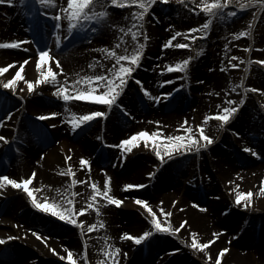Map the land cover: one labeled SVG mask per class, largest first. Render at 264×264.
Here are the masks:
<instances>
[{
    "label": "bare ground",
    "instance_id": "6f19581e",
    "mask_svg": "<svg viewBox=\"0 0 264 264\" xmlns=\"http://www.w3.org/2000/svg\"><path fill=\"white\" fill-rule=\"evenodd\" d=\"M176 1L177 0H169L173 5L164 8V10L166 9V11L178 13L180 11L177 10L179 5L174 6V4H178ZM169 2L168 4H170ZM238 2L239 0H234V3L231 4V6L235 7L234 9L237 13L244 14L248 12L247 9H239ZM63 3L64 6H66V0H63ZM160 3L162 2H158L155 5V12L152 10L149 14L152 15L154 12L153 18L157 19L159 23L162 21L157 15ZM8 7L9 6H0V40L4 39L0 42L26 40L30 41V43H27L18 49L0 48L1 63L7 65L16 62L8 72L0 75V81L6 82V80L14 76L15 72L19 69L20 64L26 59L29 62L24 66V72L22 73L25 80H38L40 70L36 67V64L39 58L38 49L42 46L44 48L53 49V54L61 61L65 71L60 73L58 78L62 82L65 75L68 76L69 80H76L83 75L102 73L107 71V67H111L115 62L114 60L106 59L105 53L100 49L104 46L115 47L117 43L115 38L116 35H118L119 28L122 27L121 25L123 24L124 18L115 19L119 25L115 28L113 34H111V31L113 29L112 25H116L115 20L111 21L106 26H100V30L95 33L90 30L84 33L77 32L74 37L65 42V46L69 43L71 44L75 42L74 40L80 35L83 36L84 42L82 40L79 43L73 44L72 50H67L63 54L61 49L57 48L55 44L53 30L55 21L43 16L42 13L45 9H41L40 13L33 17L30 14H27L25 10L18 5L10 6V8ZM2 9L5 10L6 13L4 11L2 12ZM56 10H58V8ZM260 13L261 11L258 10L255 15L256 20ZM64 23V31L66 35L67 22L65 21ZM240 25L246 26L247 24L245 23V20H242ZM166 27L161 31L154 29L153 25L151 27L153 34L149 44L150 52L152 53L153 49L157 48L159 51L158 53L164 58L163 60H158L156 59V56H159H154L155 64L159 68L164 67L165 65L163 64H167L168 62L174 60L181 61L182 57H184V59L187 58L183 56L187 54L185 52V54H178L162 48V45L168 41V38L164 41L161 40L162 36L168 35L169 28ZM212 31L216 32L215 29H212ZM215 34L213 33V38ZM221 36L225 37V34L223 33ZM164 37L162 39H164ZM88 40L91 41L89 42ZM160 40L161 42L158 43ZM243 40L244 41L239 44H242L240 46L246 48L244 50H236L235 46L241 40L237 41L232 39L229 47H232V53L236 50V54H233V56L238 57L239 53H241L239 57L244 58V60L247 61L248 58H253L254 56H257L260 51H263V48L261 47V44L264 42L263 36L257 37L255 34L253 38L250 36ZM249 47L252 49L250 52L248 51ZM223 55H225V53L212 55L213 60L209 66V71H207L206 74L201 73L200 67L208 65V56H196L194 70L192 71V80L189 86L186 87L190 96L196 93L201 96L200 102L197 106V112L199 114L194 120L203 123L204 116L210 114L206 113L209 110L218 108V111H222L223 107L229 106L226 103V97L227 99H234L237 101L241 98H245L246 103L242 106L239 112L234 115L228 125L224 128H220V121L211 120L205 125V130L207 134L213 136L214 140L218 142L219 145H226L229 140L225 138L220 139V136L222 132L226 133L229 129L230 134L233 136V140L236 138H239L241 141L247 140V142L249 140L250 143L248 147L258 151L261 160L259 162H252L250 159H244V156L252 157L253 155L250 152L242 151L240 154V150L239 155L238 153L236 154L234 158L235 160L229 159L228 156L227 158H224V154L218 149L211 154L209 153V158L211 160L210 163L214 165L213 168H215V174L210 172L209 177L206 175V180L202 181L209 187L205 188V184H202L201 182V188H198L199 185H195L193 181L189 184H184V187L187 188L188 198L200 196L206 197L207 190L209 192L212 191L214 195L213 197H210L211 200L209 199L205 203L207 208L206 211L202 210L199 214L187 209L185 217L189 220L190 230L196 228L195 222L199 223L202 232H205L208 227L219 228V231L215 234L216 241H214V243L216 244L210 245L205 252L207 255L208 252H210L213 257H216L219 250L222 248L216 245L230 243L231 246L229 247V251L225 253L221 264H264V201H262L263 198L261 197V194H259L260 188L256 187L258 181L256 174L259 170L264 169V106L260 109L256 98L253 96L250 97L248 93L245 97L243 88L239 89L237 92L231 91L233 84H236V77L237 79L239 78V74L237 75L239 70L237 68L233 69L228 61H223ZM148 59L151 58L147 57V60ZM149 62L153 68L154 61ZM232 62L241 63L239 59ZM49 63L54 70L59 73V67L56 66L54 59L47 62L43 67L46 69ZM93 63L97 65L95 69L90 67ZM101 64L106 65L107 67H101ZM161 75L163 81L169 80L173 81V83H168L163 87L158 86V80H161V78L158 79L154 74L152 75L150 71H147L146 74H139V77H142L144 86L151 91L153 96H157L159 93L162 94L172 91L174 97V95L177 94L174 92L177 88L174 85L175 82L173 76L167 71L162 72ZM3 77H5V79H3ZM249 80H254L260 89H264V69H256V72L250 75L247 81ZM239 82H237V84H239ZM196 84L201 85L199 88V90H201H196L194 92L192 89L195 88ZM244 85L246 87L247 83L244 82ZM0 86H2V84H0ZM3 90L4 91H1L2 96L0 97V113L13 110V117L11 120L5 119L3 126H0V135L8 137L11 141V149H5L6 145L3 142H0V174H8L12 178L24 179L30 177L33 170H35L37 176L33 179L31 187L40 189V191L36 193L39 198L43 199L46 197L49 200L60 199L63 191L71 183V177L64 174L69 164H71L76 171L77 179L85 180L88 177L91 178L87 180L85 184L76 185L75 190L80 193V195L75 198L77 200V207H87L86 201L91 195L89 184L92 181L97 182L100 187H103L106 176L102 169L106 170L107 174L112 177V194L124 201L120 207L121 211L134 210L139 206L135 203V198L137 196L131 194L133 193L131 190L123 189L122 184L128 181L133 183V179L139 180L143 178L153 181V184L155 185L159 184V172H156V175L151 177L146 175L143 170L139 168V159L143 156L145 151L144 141L139 142L138 146L134 148L136 151L135 153L139 152L137 153L138 155L133 154L136 156L135 158H133V155H128L126 158H122L115 154L114 150H111V148H107V146L104 147V141H112L117 135L124 133V131L123 133H116L113 129L116 128L119 132L121 130L120 126L122 125V119L117 116L115 110L109 114L108 118H110L108 119V122L107 118H100L99 122L89 128L86 125L80 130L73 131L71 125L67 123L68 117L65 113L64 102H59L62 101V99H59L54 95V85H39L35 93H29L27 84L24 80H21L19 81L15 92L11 89ZM217 92L220 93L219 96L216 95ZM3 97L5 99H3ZM10 99L19 100L22 106L17 108L18 106L13 105ZM54 99H57L56 101L57 103L59 102L60 105L56 106V103L53 104L51 100L54 102ZM175 100H178V97L176 99H171L170 101L161 99V102L156 104V102L149 97L143 99L133 98L129 95L128 89L121 97V103L127 111L136 109L137 106L142 103L145 110L148 106H151L154 113L146 116V122H149L147 120H153V118H156V120L162 122L161 124L168 135L177 134L176 131L179 130V125L186 119H189L188 122L190 123V113L178 115L174 114L172 111L170 114L162 115L161 112L154 108L155 105H158L163 106L164 109H171L176 103ZM68 106L72 111L81 115L90 111L108 110L106 105L100 104V106H98V103L85 101H72ZM50 112H57L59 115L49 117L47 120L43 121L38 119L39 115ZM104 119L106 120V123L104 122L106 132L100 133V124L102 125V120ZM142 121L144 120L140 119L139 124H141ZM52 125H55V127ZM256 126L258 127V133L252 137L250 129ZM126 128L129 127H125L124 130H128ZM151 129L152 128L148 129V131L151 132ZM236 133H239V135ZM78 136H80L79 139L77 138ZM50 140L56 141L55 147L48 148L46 146ZM148 143L150 144L151 142ZM111 145H113V143ZM17 148L20 149L19 152L16 150ZM137 149H139V151ZM238 149H240V147H238ZM16 152L18 154L21 153L20 156L17 158L14 156L12 157L11 154ZM69 155L72 156L71 161L66 159ZM185 155L174 154V159L168 161V165H173ZM81 157L102 164L93 165L94 163L90 162L91 171H89L88 166L81 167ZM123 159L129 161L133 160L134 163L132 162L130 165L128 164L125 166V161ZM242 159L247 162L242 161ZM111 160H114V163L116 164V168L114 169L115 172L112 170L113 174L111 173V168L108 167V163ZM248 161L251 164L248 166V170L245 171L242 167L247 165ZM194 163L197 170H201L208 165V163L204 165L205 163L202 158ZM242 170H244L243 172L254 175V181L251 185L246 186V178L242 175L244 173L241 174ZM233 172H236L239 175L236 176ZM261 178L263 180L261 187H264V174ZM219 183L227 185L223 186L224 189H226L227 196L222 194L223 187L219 188L221 191L216 188ZM237 184L240 185V191H243V189L246 188V191L253 192L251 205L247 209L243 208L244 214L241 215H239L238 209L242 208V206H237L235 203V189ZM0 191L4 192V195L0 196V237L5 239L9 236L17 237V239L7 241L6 244H0V264H68V262L61 260L52 249H55L56 252L61 255H67V250L71 249L77 256L81 257L80 264H97L98 260L104 259L103 253L100 252L99 249L105 246V241L103 239L105 236L110 237L107 243L118 246L121 250L124 248L128 249L126 252L128 257L127 260L129 261H127L128 264H140L139 261L144 260L148 262V264H158L154 259L156 253L162 251V249L165 250L164 253L171 250L169 249L172 245V239H170L171 234L155 233L150 242L141 246L136 245L130 239L122 240L120 238V233H118L119 229H114L109 225L111 222H109L108 216H110L111 210H115L114 212H116V209H110V207L105 205L102 201V198L101 215L99 217L95 211L91 209L81 217V219L86 221L85 233L84 235H81L79 228L73 225H70L68 232L55 229L53 225L57 227L61 226L58 222L59 219L50 214L47 215L53 219L44 218L41 215L43 212L37 210L31 204L30 198L23 190H17L9 186L7 189H0ZM138 193L141 194L140 198L147 199L145 193ZM174 193L175 189L173 188L171 194ZM254 207H258V210L254 209ZM218 209H220V212H226V215L223 216L221 213L217 215ZM98 219L103 220L106 227L91 233L87 232V224L96 222ZM255 223H257L258 228L257 226L255 227ZM146 230L147 229L142 226L141 223H135L134 225H129L127 232L139 235ZM34 232H39L43 238H38L33 234ZM25 233H27V235H25ZM159 236H162L163 238H158ZM157 238L158 241H156ZM256 238H259V241H263L262 245L255 246L252 243V239ZM86 239L88 242V261L82 259L84 242ZM123 255L124 253L121 251L119 256L120 264H125L126 262ZM164 259L167 261L166 264H199L196 262L192 263L191 260L181 253L165 256ZM209 263L215 264V260L213 259L212 261H209Z\"/></svg>",
    "mask_w": 264,
    "mask_h": 264
},
{
    "label": "snow or ice",
    "instance_id": "6c2138e0",
    "mask_svg": "<svg viewBox=\"0 0 264 264\" xmlns=\"http://www.w3.org/2000/svg\"><path fill=\"white\" fill-rule=\"evenodd\" d=\"M158 2L168 3L169 0H66V6H64L63 0H0V5L9 6H20L27 14L35 17L40 13L41 9L43 11V16L48 17L55 21L53 25L55 44L59 49H63L65 42L70 40L76 35L77 32L84 33L87 31H92L93 33L100 30V26L108 25L110 22L111 9L113 7L118 8H133L131 13V27H120L119 31L123 33L118 38L115 47L104 46L100 50L105 53L106 59L114 60L115 62L111 67L101 64V67H107V71L99 74L83 75L79 79L69 80L68 76H64L63 82L58 78L60 73L65 70L61 64V61L55 57L53 54V49L45 48L38 50V61L36 67L40 70L38 80H25L24 66L28 64V60H24L20 64L19 69L15 72V75L6 82L0 81L4 89H11L13 92L16 91L19 81L24 80L27 84V89L29 93H35L39 85L50 84L55 86L54 95L62 99L65 106V113L67 114V123H69L73 131L82 129L83 126L89 125L90 122L97 120V118H107L110 112L114 108L123 109L127 112V109L121 103V97L125 93L126 88L130 80L136 79V83L140 85L146 97L153 99L156 103L161 102V97L163 100H169L173 96L172 91L162 93L161 95L153 96L151 91L144 86L143 81L137 79L133 76V73L142 66V59L145 54V49L147 46V41L150 37L144 31V21L146 17L152 12L154 5ZM178 3H183V0H177ZM192 3H196V0H192ZM234 0H201L198 5L199 9L205 13L208 19L202 25H197L187 30L188 33L197 35H188L186 39L192 42L198 39L207 38L210 29L212 28L214 22L217 19H227L228 17H234L238 13L235 10H230L229 5L233 4ZM187 6V5H186ZM258 10L264 12V0H239L238 8L245 10L252 7H257ZM58 8V10H56ZM53 10V11H49ZM227 10V11H226ZM193 12L197 9L193 8ZM199 14V12H197ZM129 19V17H125ZM66 24V35H65V23ZM256 17H253L252 22L249 27L245 30H241L238 33H233V37L236 39L242 37H250L253 34V29L255 26ZM113 28L117 25H112ZM169 27H172L171 25ZM131 34V39L134 46L130 48L128 45L127 37ZM182 32L176 31L175 35L171 36L166 43L162 45V48L167 49L169 47L179 48V49H190L193 47L192 43H173L177 37H181ZM143 37V40L139 39ZM30 43L26 40H11L0 42V48H21L25 44ZM227 47V45H226ZM117 49H123V51H117ZM251 47L248 48L250 52ZM204 49H198V54H203ZM195 57L189 55L186 59H183L175 64H168L166 68L161 69L162 72H181L183 76L179 77L184 79L189 76V67L191 61ZM31 59V58H29ZM55 60L56 66L59 67V73L54 70V68L49 63L45 69L43 66L50 60ZM239 59L241 64L245 63L244 58L232 56L228 61L233 69L240 68L241 64L233 63L232 61ZM13 63H9L6 66L0 67V75L8 72L10 68L13 67ZM254 61L252 59H247V67L245 71H249ZM260 65H264V59H258L255 61ZM96 64L90 65L91 68L95 69ZM224 70V69H221ZM164 84L173 83V81L165 80ZM83 85V86H81ZM181 88L184 85H180ZM243 88L244 96H247L248 91L252 92H264V89H257L251 87H245L244 80L241 79L239 84H233L231 91L237 92L239 89ZM216 95H220L219 92ZM226 99V103L229 105L223 107L222 111H217L204 116V122L196 126L198 130L194 131L193 126L189 125V122L185 120L179 125L180 129H183L181 134L166 135L162 128H157L155 131L141 130L137 133L132 134L130 137L124 138L120 141L118 145H111L112 147L120 148L124 154L132 152V150L138 146V142L144 141L147 146L152 147L155 150V155L159 158L162 164H166L168 161L174 159V154L185 155L189 153H200L202 150L208 149L212 144L215 143L213 136L207 134L205 130V125L215 119L220 121V128H224L230 123L234 115L239 112L242 106L246 103L245 98L239 99V101L234 99ZM72 101H85L91 103H98L106 105L107 111H90L86 114H78L72 111L68 106ZM59 115L57 112H50L46 114H41L38 119L43 121L47 120L49 117H55ZM4 119L11 120L12 113L8 112ZM4 119H0V126H3ZM157 124H161V121H157ZM55 127V125H52ZM239 135V133H236ZM0 142L4 144H10L11 141L8 137L0 135ZM148 142H151L150 144ZM18 152L19 148L16 149ZM244 151L250 152L253 156H259L260 153L251 147H245ZM167 157V160L165 159ZM43 158V157H42ZM126 158V155H125ZM68 161L72 160V156H67ZM81 167L88 166L89 171H91V164L87 158L81 157ZM106 179L104 181L103 187L92 181L89 184L91 188V195L86 201L87 207H77V200L75 199L80 195L79 192L75 190L76 185L85 184L90 177L85 180H79L76 178V171L73 169L71 164L68 165L64 174L71 177V183L63 191L59 200H49L48 198H39L37 192L40 191L38 188L31 187L33 179L37 176L35 170H33L30 177L24 179H16L10 177L8 174H0V189H7L9 186L17 190H23L27 196L30 198L31 204L39 211L50 214L60 221L66 222L70 225L79 228L81 235L85 233L86 221L81 219V217L88 213L89 210H94L97 216L101 215V198L105 205H115L121 206L124 201L114 194H112V177L109 176L106 170ZM151 177L156 175V172H150L148 174ZM125 190L132 189H142L145 188V184H134L126 183L124 186ZM240 185H236L235 189V203L237 206H242L244 209L249 208L252 203L253 192L252 191H240ZM261 193L264 194V187L260 189ZM4 192L0 191V196H3ZM135 203L141 205L143 209L149 214L150 223L152 230H146L142 234L135 235L128 232L122 233L121 239L132 240L136 245L141 246L145 243L150 242L151 238L155 233L161 234H171L175 236L188 224V221H182L179 227H174L172 221L169 219L172 217L173 213L166 211L165 208L160 207L159 213L163 215V220L161 216L158 215L157 211L153 209L150 202L147 199L140 197L135 198ZM163 204V201L160 202ZM175 203V202H174ZM201 207L200 205H196ZM203 210H207L204 208ZM106 224L103 220L98 219L96 222L87 224V232L91 233L103 229ZM154 230V231H153ZM38 238H43L39 232H34ZM27 235V233H25ZM192 239L189 247L196 251H205L208 249L209 245L214 243V239H210L207 242H201L197 238V234L193 232L191 234ZM17 239V237L9 236L7 239L0 237V244H6L7 241ZM105 246L99 249L103 253L104 259L97 261V264H120V253L121 248L107 243L110 237L105 236L104 238ZM185 244H188L185 241ZM60 257L61 260L68 262V264H80L81 257L77 256L73 250L68 249L67 255H61L52 249ZM174 251H179L175 249ZM229 251L228 248H223L219 251L216 257H213L210 252H208L207 260H215V264H221L224 254ZM127 256V253H124ZM82 259L88 261V242L87 239L84 242V252Z\"/></svg>",
    "mask_w": 264,
    "mask_h": 264
},
{
    "label": "rangeland",
    "instance_id": "374dc122",
    "mask_svg": "<svg viewBox=\"0 0 264 264\" xmlns=\"http://www.w3.org/2000/svg\"><path fill=\"white\" fill-rule=\"evenodd\" d=\"M200 2H201V0H196V3L194 4V3H192V0H183V3H178L176 1V3H178V4H174V6L179 5V8H177V10L178 11L180 10V11L178 13L166 11V9L164 10V8L173 5V4H171V2H169L170 4L160 3V6L158 7V13H157L158 17H160L162 20L160 23L158 22L157 19L153 18V15L155 12V10H154L155 5H154V7H153L154 12L152 13V15H148L144 21V31L150 37V39L147 41L145 54H144V57L142 59V66L139 67L133 73L134 77H136L137 79L142 81V77H139V74H146L147 71L148 72L150 71V73L152 75L154 74L155 77H157L158 79L161 78V80H158V86L163 87V86L167 85V84H164L163 82H161V81H163L162 77H161L162 76L161 75V73H162L161 69L166 68L168 64H175L179 61L174 60V61L168 62L167 64H163L165 66L161 67V68L156 66L154 56L158 55L159 57L156 56V59H158V60H163L164 58L160 53H158L159 51L157 50V48L153 49L152 53L150 52L149 44L151 42V37L153 34L151 27L153 25L154 29H157L158 31L163 30L166 26L169 28L168 33H167L169 36L168 35H166V36L164 35L165 37L162 36V38L164 37V39L161 38V40H163V41L166 38L169 39L171 36L175 35L176 31L182 32V36L177 37L176 40L173 41V43L174 44L175 43H192L193 47L190 49H179V48L169 47L167 49L173 53H178V54L187 53V54L183 55L185 57H188L189 55L195 57L190 63L189 76L185 77L184 79H180L179 77L183 76V73L176 72V71L170 72V75L173 76V80L175 82L174 85L177 88L174 91L177 94L174 95V97L172 96V98H170V100L174 99V98L176 99L177 97H178V100H175L176 103L174 106L171 107V109H164L163 106H158V105H155L154 108L157 111L161 112L162 115L170 114L172 111L174 114H178V115L190 113L191 117H190L189 125L193 126V129H194V131L197 132V135H198V130H197L196 126L200 125L202 122L196 121L194 119L199 114L197 112V109H198L197 106H198V103L200 102L201 96L197 93L190 96L188 94V92H189L188 89H186V87L189 86V84L192 80V75H193L192 71L194 70V61L196 59V56L197 55H199V56H205L206 55V56H208L207 58H209L207 61L208 65H203L200 67V71L203 74H206L207 71H209V66L211 65V62L213 60L212 55H215L218 53H220V54L225 53V55L222 56L224 58L223 61L224 60L229 61L231 59V57L233 56V54H236V50H238V49L244 50L246 48V47L243 48L242 46H240L242 44H239V43L243 42L244 41L243 39H245L246 37L236 39L233 37L232 34L238 33L241 30L247 29L249 27L250 23L252 22L253 17L258 12V6H257V7L248 8L247 9L248 12H246L244 14L238 13L234 17L230 16L227 19H217L214 22L212 28L210 29V33H209L207 38L198 39L197 41L192 42V41L187 40L186 36H188V35L200 36V33L192 34V33H188L187 30L192 28V27H195L197 25H202L208 19L207 15L205 13H203L198 7ZM133 8H134V6H133ZM133 8L113 7L111 9L110 22L114 21L117 18L118 19L124 18L123 24L121 26L125 27V28L131 27V23H132L131 22V13L133 11ZM193 8H196L197 10H200V11L193 12L192 11ZM234 8L235 7L229 5L230 10H235ZM3 11L6 13V11L2 9V12ZM197 12H199V14H197ZM249 12H251V13H249ZM114 16H115V18H114ZM125 17H129V19L126 20ZM242 20H245V23L247 24L246 26L240 25ZM115 24L117 26L119 25V23L117 21L115 22ZM170 25L172 27H169ZM115 28L112 29L111 34L114 33ZM212 29H215L216 32H213ZM213 33L214 34L216 33L214 38H213ZM223 33L225 34V37L221 36V35H223ZM158 34H160V33H158ZM255 34L257 37H262V36L264 37V12H261L260 15L258 16V21L256 22L254 29H253L252 38L254 37ZM120 35H123V33L118 31V35H116V38H115L116 41H118V38ZM83 39L84 38L82 35L78 36L74 40L75 42H73L71 44L70 43L67 44L65 47H63V49L61 51L64 54L67 50H72L73 44L79 43ZM86 39H89V38H86ZM139 39H141V41H142L143 37H139ZM232 39L233 40L235 39L237 41L241 40L235 46L236 50L233 53L231 51L232 47H229ZM3 40L4 39H2L0 41H3ZM161 40L158 43H160ZM88 41L90 42L91 40H88ZM127 41H128V45L130 46V48L134 46L133 41L131 39V34H128ZM83 42H84V40H83ZM263 43L261 44L263 51L262 52L260 51V53H258L257 56H254L253 58L250 57V58H252L254 63L252 64L249 71H247V72L245 71V68L247 67L246 61H245V63L242 64L241 68H237L239 70L237 72V75L239 74L238 75L239 78L237 79V77H236V79H235L236 84L241 79H243L244 82L247 83L246 87H248L249 89L251 87L260 89L258 84L255 83L254 80H253L254 82L251 80H249V81H247V80L249 79L250 75H252L256 72V69H263V67H264V65L261 67L258 65V63H255V61L258 59H264V44ZM157 45H159V44H157ZM226 45H227V47H226ZM200 48L204 49L203 54H198V49H200ZM40 49H45V48L42 46ZM40 49H38V50H40ZM117 50L121 51V52L123 51V49H117ZM240 54L241 53H239V56H240ZM147 57L151 58L152 60L151 59L147 60ZM183 59H184V57L181 58V60H183ZM0 60H1V58H0ZM149 61H154V67L153 68L151 67V63ZM237 64H241V63L237 62ZM2 66H6V65H4V63L0 62V67H2ZM174 76H176V77H174ZM3 79H5V77H3ZM180 85H184V87L181 88ZM200 86H201L200 84H196L195 88L192 90L194 92L196 90L200 91L201 90V89L199 90ZM3 89L4 88L2 86H0V97L2 96L1 91H4ZM127 89L129 90V95L135 99L146 98L143 91L141 90L140 85L136 83V79L129 81L128 87L126 88V90ZM263 94H264V92H252L250 90L248 91V95L250 97H252V96L255 97L256 101L258 103V106H260V107L264 106ZM159 95H161V94L159 93ZM3 99H5V98L3 97ZM161 99H163V98L161 97ZM10 100L13 103V105L18 106L17 108L22 106L20 104L19 100H16V99H10ZM48 100H49V98H48ZM54 100H55L54 102L52 100H51V102L53 104L56 103V106L60 105L59 102L63 103V101H59L57 103V101H56L57 99H54ZM142 105H143V103L141 105L137 106L136 109H134L132 111H127V112H125L123 109H120V108H114L112 110V111L115 110V112L117 113V116L122 119V123H121L122 125L120 126L121 130L118 132V130L116 128H113V129L116 131V133H123V131H124V133L117 135L116 138L112 141H107V140L104 141V144H105L104 147L107 146V148H111V150H114L115 154H117L118 156H120L122 158H125V155L126 156L133 155V154L138 155L137 153H139V152L135 153L136 151L133 149L132 152L124 154L120 148L112 147L111 146L112 143H113V145H118L122 139L130 137L132 134L137 133L141 130H148L150 128H152L151 129L152 131H155L157 128H162L164 133L166 134L162 124L156 123L158 121V120H156V118L155 119L153 118V120H147L149 122H146V116L149 114H152L154 112L151 109V106H148L147 109L145 110ZM98 106H100V104H98ZM214 111L217 112L218 108L213 109V110H209L206 113H214ZM3 112L0 113V119H4V117L8 113V111H6L4 113ZM9 112L12 113L13 110H11ZM111 112H110V114H111ZM109 118L107 117V122H108ZM105 119L102 120L103 121L102 125L100 124V126H101V128H99L100 133L106 132V126L104 124V122L106 121ZM140 119L144 120L141 122V124H139ZM99 120H100V118H97V120L90 122V124L87 125V127L89 128L90 126L96 124L97 122H99ZM186 120L189 121V119H186ZM200 120H201V118H200ZM36 121H38V120H36ZM257 123H258V121H257ZM125 127H129V128H126L128 130H124ZM250 130H251L250 133H251L252 137H253V135H256L258 133V127L257 126L250 129ZM176 132H177V134H181L183 132V129L179 128V130ZM166 135H168V134H166ZM252 137H251V139H252ZM77 138L79 139L80 136H78ZM221 138L228 139L229 140L228 143L226 145H224V144L219 145L218 142L215 141V143L212 144L208 149H206V151H201L200 153L186 154L185 156H183L179 160H177V162H175L173 165H168V162L163 165L161 163V161L159 160V158L155 155V150L152 147L147 146L144 142L145 151H144L143 156L139 159L140 160V163H139L140 167L139 168L142 169L146 175H148L150 172H159L158 175L160 176V181L158 182L159 184L155 185V184H153V181L146 179V178L139 179V180L133 179L134 184H145L146 187L142 188V189L131 190L133 192L131 194H135L137 197H140L141 194L138 193L139 191H142L141 193H145L147 196V200L150 202V205L153 207L154 210L157 211L158 215L161 216L162 220L164 218H163V215L159 213L160 207L165 208L166 211L172 212L173 215L169 219L172 221V224L174 227H179V225L182 221H185V220L188 221V224L185 225V227L183 229H181V231L179 233H177L175 236H173V235L170 236V239H172L171 240L172 245L170 246L169 249H171V250L168 249L169 251H166L164 253L165 250L162 249V251H159L156 253V255L154 256V259L156 260V262L158 264H166L167 261L164 259L165 256L172 255V254H179V253L183 254L186 258L191 260L192 263L196 262L199 264H212V263H209V261L207 260V258H206L207 254L205 251H199L198 252L196 250L191 249V247H189L188 245H190V243H191V239H192L191 234L193 232H195L197 234V238L201 242H207L208 240H210L214 236V234L217 233V231H219L218 230L219 228L217 226H216L217 228L212 227L213 229L208 227L205 232H202V229H201L199 223L195 222L196 228H194V230H190L189 229L190 223H189V220L185 217V212L187 211V209H190L191 212L195 211L196 213L200 214V212L204 208H206L205 203L207 202V200H209L210 197H213L214 194L212 193V191L209 192L207 190L206 191L207 193L205 192L206 197L200 196V197L188 198L187 197L188 191H187V188L184 187V184H189L190 182L193 181L195 183V185L196 184L199 185L198 188H201L200 187L201 182L206 180V178H205L206 175L209 177L210 172H212V174H215V168H213L214 165L210 163L211 160L209 158V153L211 154L213 151L218 149L220 152H222V154H224V158H227V156H228L229 159L235 160L234 158L237 154L238 147L240 146V149L242 151H244L245 147H248L249 143H250L249 140H248V142H247V140L241 141L239 138H236L235 140H233V136H232V134H230L229 129L227 130L226 133L225 132L221 133L220 139ZM246 139H247V137H246ZM248 139H250V138H248ZM140 142H142V141H140ZM55 144H56V141L50 140L46 146L48 148H53L56 146ZM7 147L11 148L9 145ZM137 150L139 151V149H137ZM20 154H18L16 152L15 154L13 153L12 156H15L17 158L20 156ZM135 155H133V158L136 157ZM200 158H202L204 160V163H205L204 165H206V163H208V165L201 170H197V167H196V165H194L195 164L194 162H196ZM165 159L167 160V157H165ZM244 159H250V160H252V162H259L261 160V158L259 156H252V158L244 157ZM244 159H242V161L247 162ZM123 160L125 161V164H124L125 166L128 164L130 165L133 162V160L132 161H129L127 159H123ZM90 162L94 163L93 165H95V164L101 165L102 164L100 162H93V161H90ZM114 162H115L114 160H111L108 163V167L111 168L112 174H113L112 170H114L116 168L115 167L116 164ZM250 164L251 163L248 161L247 165H244V167H242V166L241 167L245 171H247L248 170L247 168ZM166 165H168V166H166ZM118 168H119V166H118ZM244 170L241 171V174L244 173L242 175L246 178L245 184H246V186L251 185V183L254 181V178H253L254 175H251L247 172H243ZM114 172H115V170H114ZM233 173L236 176L239 175L236 172H233ZM263 174H264V169L259 170L258 173L256 174L257 178H258V181L256 183V187L260 188V189H261V184L263 183V180L261 178V176ZM197 180H198V182H197ZM126 183H131V182L128 181ZM126 183L122 184V187ZM203 183L205 184V182H202V184ZM223 186H227V185H223L222 183H219L216 188H218V190L221 191V189H219V188H221ZM208 187L209 186L207 184H205V188H208ZM173 188L175 189V193L171 194V190ZM123 189H124V187H123ZM245 189L246 188H244L243 191H246ZM222 190H223L222 194L226 195V189H224V187H223ZM259 194H261V197L263 198L262 201H264V194H262L260 190H259ZM161 201H163V204L160 203ZM182 202H184V203H182ZM197 204L200 205L201 207H197L196 206ZM254 205L257 206L256 204H254ZM108 206L110 207V209H116V212H114L115 210H111L110 213L112 215L110 214V216H108V219H109V222H111V224H109L110 227H112L114 229H119L118 233H120V236L122 235V233L127 232L129 225H134L135 223H137V224L141 223V225L144 226L147 230H152L149 214L146 212L145 209H143V207L141 205L136 207V209L130 210V211H125V210L121 211L120 207L122 205L121 206L108 205ZM181 206H184V207H181ZM254 209L258 210V207H254ZM221 211H223V210H221ZM238 211H239V215L244 214L243 207L239 208ZM220 213L223 216L226 215V212H220V209H218L217 215H219ZM41 215L46 219L52 218L45 213H42ZM58 222L61 224V226L57 227V226L53 225V227L55 229H60L62 231H66V232L69 231L68 228H70V224L63 222V221H60V220ZM256 226H257V223H255V227ZM257 228H258V226H257ZM158 238H163V237L159 236ZM158 238L156 239V241H158ZM212 239H214V237ZM252 240L251 241L255 246L262 245V243H263V241H259V238L252 239ZM185 241H187L188 244H185ZM214 241H216V240L214 239ZM214 244H216V243H213L212 245H214ZM216 246H220V248L222 247L221 249H223V248L229 249V247L231 245H230V243H225L224 245H216ZM175 249H179V251H174ZM122 251H123V253H125L128 251V249L124 248V249H122ZM123 256L125 257V260H126L125 264H128L127 263L128 257L125 255H123ZM223 258H222V260H223ZM139 263L140 264H148V262H146L145 260L139 261Z\"/></svg>",
    "mask_w": 264,
    "mask_h": 264
}]
</instances>
